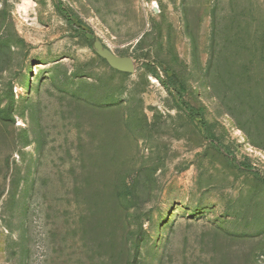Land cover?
Wrapping results in <instances>:
<instances>
[{"label": "rangeland", "instance_id": "1", "mask_svg": "<svg viewBox=\"0 0 264 264\" xmlns=\"http://www.w3.org/2000/svg\"><path fill=\"white\" fill-rule=\"evenodd\" d=\"M57 1L0 0V264H264V0Z\"/></svg>", "mask_w": 264, "mask_h": 264}, {"label": "water", "instance_id": "2", "mask_svg": "<svg viewBox=\"0 0 264 264\" xmlns=\"http://www.w3.org/2000/svg\"><path fill=\"white\" fill-rule=\"evenodd\" d=\"M115 66L123 70H130L133 64L130 61H123L122 59H114Z\"/></svg>", "mask_w": 264, "mask_h": 264}, {"label": "trees", "instance_id": "3", "mask_svg": "<svg viewBox=\"0 0 264 264\" xmlns=\"http://www.w3.org/2000/svg\"><path fill=\"white\" fill-rule=\"evenodd\" d=\"M52 1H54L55 2V6H56V9H57V11L59 12V13H61V14H65L64 12V9L62 8V6H61V3L60 2H58L57 0H52ZM68 21H69V19H67ZM70 22V21H69Z\"/></svg>", "mask_w": 264, "mask_h": 264}]
</instances>
